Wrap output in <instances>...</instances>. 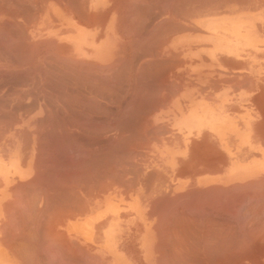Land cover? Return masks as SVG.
Wrapping results in <instances>:
<instances>
[{
  "label": "crops",
  "instance_id": "crops-1",
  "mask_svg": "<svg viewBox=\"0 0 264 264\" xmlns=\"http://www.w3.org/2000/svg\"><path fill=\"white\" fill-rule=\"evenodd\" d=\"M163 1L164 0H0V12H2L0 13V31L2 32H0V37L2 35L3 38H5L4 43L31 46L29 49H22L20 52H0V92L9 93L12 91H20V89L12 88L11 78H14V76L16 78H26L34 75L40 76L42 74L43 61L49 59V54L60 53L63 50H66L72 57V68L76 70L77 73L82 71L84 76L88 74V77L90 78L92 76L94 79L97 78L95 82L98 83L99 93L106 91V82L103 81L101 76L104 73L113 72L112 74L115 78L114 84L116 87L115 92L126 94L125 97L122 96L120 100L118 98L111 104H108L107 101L104 100L98 102L83 101L73 107L92 110L98 109L100 110V114L101 110L114 108L116 111L114 122L116 132L114 137L110 138H108L106 134L105 124H107V120L101 116L70 118V122H67V124L71 127H67L66 131L60 133L55 132V130L59 131L60 129L58 127L59 122L51 118H45L46 122L44 123L43 118L38 116V112L31 113L28 116H19L15 119L7 115L0 117V123L3 122L2 124L5 127L3 131H7L5 133L2 131L0 132V135L2 136L0 137V264H164L165 262H167V264H175V262L181 264V261H183V264H213V262L219 264L217 263L219 262L217 260L218 258H221L220 263L222 260L223 263L232 261V264H235L237 261L235 260L234 262L235 257L233 258L230 255L237 252L238 244L236 243V245L232 240L230 242L229 239L239 237L240 235L242 236L247 230V228H245L247 226L243 225L240 229L239 226L236 228L234 224L236 218L229 213H220L218 199L213 195L216 188L219 190V188L225 187L229 183H237L242 179H246L245 181L248 182L256 176V172H252V169L254 168L252 167L253 165L251 164L249 157L251 155L258 158L263 156L262 152L258 149V141L261 140V138L256 136L259 135L257 125L260 122L258 119H247L246 111L241 108V106H244L245 104L246 97L243 96L241 98L238 95V92L242 91L235 92L233 89L234 86L230 84L221 85L217 88L214 86L215 84L216 86L218 85L217 81H219L220 77L224 78L223 76L234 74V64L231 63L229 59H219L222 69L218 68L219 64H217V66L211 64L212 70L210 71H212V73L210 71H190L178 68V66H181L183 60L178 53H173L172 49L177 46V44L181 45L185 43V28L188 14V11L186 12L185 9H190V13L192 11L196 12L197 4L193 5L191 0H184V3L183 0H179L182 1L180 3L184 6L177 0ZM173 1L176 3L174 6L178 8L173 6V4H175ZM76 4L78 5L76 6ZM194 6H196V8ZM181 9H184L185 12L181 11ZM171 13H173V15ZM124 23L125 26L123 25ZM1 24L3 26H1ZM160 24H162V26ZM5 29H8L9 31ZM151 30L153 31L151 32ZM3 33L6 34L3 35ZM124 33L126 35H124ZM134 44L139 45L134 48ZM132 47L134 48V52ZM48 48H50L52 53L46 51ZM170 54L172 55L171 57ZM180 59L181 62H178ZM146 66L151 70H149V68L146 69ZM244 74L247 73L244 71ZM188 77L209 79L205 82L202 81L200 85L196 83L194 86L195 91H193L188 90ZM17 82L24 83L21 81ZM147 82L152 83V85ZM170 82L175 83L176 85L174 84V86ZM174 90L175 92H173ZM193 92L196 95L191 96L190 93ZM193 102L199 107L195 108V111L191 115H187V109ZM124 105L125 107L128 106V108H125ZM34 106V108L42 107L41 105L38 106L37 103H35ZM23 107L26 108L27 105L25 104ZM124 109L129 110L125 113V116H123ZM145 110H149L148 114L150 113V116L146 113V116L143 115V112H147ZM89 113L91 114L92 112ZM124 117L125 119H123ZM142 119H146V121H143ZM7 121L8 123H6ZM11 122L15 123L11 124ZM137 122L141 123L138 124ZM145 122L147 123L145 124ZM149 122L150 124H148ZM142 123L143 126H164L163 128H166L167 130V133L163 135L162 139L164 143H170L164 144L165 146L162 149V159L167 163V166L164 167V172L168 175V180L156 181L153 170H148L143 175H140L137 172H124L122 170L123 152L122 150H118V148L114 150V154L112 155L115 158V162L110 160L115 164L113 165L107 159L108 150L106 142L108 139L131 142H133L134 139L135 141L159 139V137L152 136L155 132H143ZM43 124H56V127L54 128L52 126L50 131L44 132ZM11 125H19V127L12 130L10 127ZM123 126L134 127L130 129L131 132L129 133L127 128L124 132ZM37 127L39 129H37ZM23 133L28 134L25 135ZM126 135L128 138H126ZM61 142L68 143L65 144ZM79 142L81 144H79ZM38 143L41 146L37 145ZM133 148L134 145L132 144L131 149ZM143 151L142 156L154 158L155 154L153 149L152 151ZM39 163L43 168L39 166ZM111 164L112 166H116L114 172H111L110 170L111 168H114H110ZM238 164L241 167H239ZM48 168H50V170H48ZM80 170H83L85 173ZM77 173H79V175ZM88 173H91V176H89ZM43 174L47 176L42 177L41 175ZM70 176L71 179L69 178ZM73 176L75 177L73 178ZM95 176H98L97 180ZM103 176L105 178H103ZM58 177L59 179L56 180ZM76 177H78V181L81 179L83 182V184H81L80 181L82 187L80 185L79 187L76 186L79 184ZM99 177L100 180H103L99 181ZM33 178L36 180H32ZM111 178L112 180L114 179L113 182ZM60 180L63 183L59 185V183H61ZM89 180H92V182L94 181V183ZM65 181L67 183H65ZM75 181L76 185L74 183ZM27 182H30L32 186L39 188L37 189L34 187L35 189L33 190L32 187L30 189L31 184L29 183V186ZM37 182L42 185V188H40L41 186ZM54 182L56 184H54ZM69 182L72 184L71 186H73H70V189L74 188V186L76 188L78 187L77 189H74V191L77 192L73 193L74 191L72 189H67L69 193L63 191L66 189L67 185H70ZM97 182L98 187H96ZM129 182H132L133 184H130ZM99 183L102 185L99 186ZM24 184H27L28 186H25L26 188H24ZM64 184L67 185L62 186ZM94 184L95 187L92 188ZM84 185L89 187L86 188ZM19 186L22 188L21 190L24 189V194L20 191ZM56 186L59 188H65L59 189ZM13 188L15 191L19 188L16 191L17 195L20 194H18V191L23 195H19V198L24 197L25 193L27 197L28 194V199L25 197L27 201L23 200L25 198H16L17 195L15 196L16 193H14ZM44 188L47 191L44 190ZM212 188H214L215 191L212 190L214 193L211 195L209 192L212 191L208 189ZM25 189H30V191H32L29 192L28 190V192H26ZM84 190H86V192L89 190L90 192L88 191L85 195L86 192ZM38 191H40V194ZM55 191L59 192L56 193ZM108 191L113 192L109 197L107 196ZM64 192H66L68 196L72 192L70 195L71 200L73 199L74 194L79 195V199H75L77 196H74L75 200L73 199L71 201ZM192 192L196 197H193L194 194ZM88 193L91 196H89ZM187 193H190V195H188L189 197L186 195ZM13 194L15 197H13ZM183 194H185V197ZM202 194H205L206 196ZM180 195H183V199L186 198V200L180 198ZM191 196L193 197L192 199L190 198ZM15 198L18 199V204L15 203L18 206H22L23 211L21 210L22 208L20 209V207L13 202L16 200ZM214 198H216V200ZM177 200L180 201L178 202ZM214 200L216 204L214 203ZM46 201H48V204ZM174 202L178 204L175 205ZM13 203L15 204L14 206L11 205ZM180 203L182 205H180ZM73 204L75 205L74 209L72 208ZM53 205L57 207H53ZM10 206H12L11 209ZM61 206L66 209H63ZM68 206L70 209H68ZM51 207H53V209ZM173 207L175 209H173ZM192 207L194 211L192 210ZM12 209H16V211L11 213L10 210ZM168 209L170 218L168 214H166L168 216L167 218L165 215ZM42 212L43 214H41ZM212 212L214 214L213 216L211 215ZM17 213L18 215L16 216ZM7 214H9V216ZM11 214L12 217H10ZM20 214L23 216L21 217ZM51 214L54 215L52 216ZM162 214H164V216H162ZM172 214L178 218L180 216V220H177V217L175 218ZM40 215L42 216V219ZM5 216L7 218L9 217L7 221ZM14 216H16L15 220ZM18 217H21L22 221L20 220L21 218L19 219ZM23 217L26 218L24 219ZM10 218L11 220L13 218L12 223ZM167 219L168 223L165 224ZM159 220L160 222H158ZM182 220L184 223H182ZM204 220L207 221L205 222ZM180 221L181 223L179 224L178 222ZM13 222L18 223L19 226L16 224L18 226V231L14 228L15 226H12ZM223 223L228 226L224 228L225 226ZM10 224L11 226H9ZM35 226L38 228H35ZM221 226L224 227L221 229ZM10 227H13L14 229L11 228L10 230ZM228 227H230V233L227 234ZM2 228L3 230H5L4 228H7L8 230L3 231ZM161 228H166V231ZM169 228H171L170 230L172 233L170 230L168 231ZM217 228L221 232H216L218 230ZM173 229L175 230L173 231ZM189 230L190 232L188 233ZM11 231H13V234L14 232H16V234H18L19 231L20 234L22 232L20 237L22 239L19 237L14 238L15 234L12 237L13 234ZM158 231L162 233L160 236L165 237H162L161 239ZM214 231L216 233H213ZM223 231L224 233L222 234ZM3 232L4 234H2ZM177 232H179V234ZM6 234L7 238H5ZM20 234H18V236H20ZM226 234L230 235V237L227 236L229 237L227 238L229 241H226V239H223L220 236L224 235L222 237L226 238ZM8 235H11L14 239L10 240L11 237ZM22 235L24 236L22 237ZM46 239H52L53 242L51 240L52 243L49 240L47 242ZM12 240H14V242ZM159 240L166 246L161 245ZM173 240L177 241V243L175 241L173 242ZM46 242L51 243V246L50 244L47 245ZM73 242L77 247L74 246ZM170 242L172 244L174 243V246L171 245ZM178 242L183 245H179ZM72 244L73 246H71ZM214 244H217V247L216 245L214 246ZM159 245L165 249L163 248V250ZM209 245L212 247L214 246V249H217L218 251L225 248L226 245L228 247L230 245V249L226 246L227 249L225 248L222 252L224 253L225 251L227 255L224 253L225 256L221 251L219 252L221 254L218 255V252L216 253L215 250H212L213 248H208ZM158 246L160 247L158 252L163 250V253L161 252L159 254L155 250L158 249L156 248ZM234 246L235 248L237 247L235 250ZM69 247L73 248L70 249ZM34 249L35 251H33ZM75 249H79V252L77 250L75 251ZM226 250H231L232 253H230L231 251L226 252ZM171 251L173 253L175 251L178 255L172 254ZM212 252L214 256L211 255ZM71 254L73 256H71ZM161 254H164V257L166 254H171V256H173L171 258L169 255H166V260ZM57 255H59V257ZM211 256H213L212 258L215 257L214 260ZM160 257L165 259V262ZM194 257L195 259H193ZM206 257L207 259H205ZM230 257L233 259L230 260ZM71 258L73 261H70L72 260ZM85 258L86 261H83ZM157 258H160L162 262L158 263L160 260L158 259L157 262ZM80 259H83L82 262ZM88 259L90 262H88Z\"/></svg>",
  "mask_w": 264,
  "mask_h": 264
},
{
  "label": "rangeland",
  "instance_id": "rangeland-1",
  "mask_svg": "<svg viewBox=\"0 0 264 264\" xmlns=\"http://www.w3.org/2000/svg\"><path fill=\"white\" fill-rule=\"evenodd\" d=\"M189 21L190 20H187L186 25L188 24ZM4 41H5V38L3 39V36L1 35V37H0V50H1L0 52L1 53H3V52H7V53H9V52H20V51H22V49H26V47L28 49L31 47V46H22L21 47V45H18V46L17 45H11V44L4 43ZM192 41H193V38H191V39L185 38L186 44H189ZM181 46H182V44L181 45L177 44V46H175L172 49L173 50L172 52H174V53H177L178 51H180V52H178V55L181 56L183 61H182L181 66H178L179 69H187L190 71H195V69H197L196 71L206 70V72L209 70H212L211 63L208 59L209 55L186 54V53H183V49L180 48ZM32 49H33V47H32ZM46 51L49 53H52L50 48H48V50H46ZM205 64H207V65L205 66ZM72 65H73L72 57L69 55L68 51L63 50L60 53L49 54V59L43 61L42 74L40 76L37 75V76H28L26 78L25 77L11 78L12 88L16 89L18 87L17 89H20V91H12L9 93L8 92H0V117L7 115V116H10L11 118L15 119L19 116H28L31 113L38 112L39 113L38 116L43 118L44 123L46 122L45 118H51V119H54L55 121L60 123V125H58V127L60 128L59 131L55 130V132H64V131H66L67 126L71 127L70 125L67 124V122H70V120H69L70 118H75V117L76 118H88L89 116H92V117L101 116L102 118H105L107 120V125H108V126L106 125L107 137L108 138L114 137V134L116 132L115 131V124H114L116 111L114 108H106L105 110H101V114H100V110H98V109L92 110V109H87V108L82 109V108H73V107H74V105L80 104L83 101L84 102H89V101L90 102H97L100 100H104V101H107L108 104H111V103H114V101L117 100L118 98L120 100L122 96L125 97L126 94L121 93V92H119V93L115 92L116 87L114 84L115 78L112 75L113 72H107L101 76L103 81L106 82V91L99 93L98 92V83L95 82V80H97V78L94 79L93 76L90 78V77H88V74L86 76H84L82 74V71H79V73H77L76 70H74L72 68ZM201 67H205V68H201ZM219 69H222V68H219ZM233 69H235L234 74H231L230 76H223L224 78L220 77L219 80L220 79L221 80L218 81V85L219 86L227 85V84L234 85L235 92H238V91L243 92V96H245L246 99H245L244 106H241V108H243L246 111L245 113H246L247 119H249V120L258 119L260 122L257 125V128L259 129V135H256V136L261 138V140L258 141V149L260 152H262L263 156H261V158L255 157L253 155H251L249 157L250 162L253 165L252 167L254 168V169H252V172H256L255 177H253L248 182L245 181L246 179H242V180L238 181L237 183H229L225 187L219 188V190H217L218 192L215 191V194L216 193L217 194L216 195L214 194V195L216 198L219 196L218 197V201H219L218 205H219V209H220L219 212L232 214V216H234L236 218V220L234 222L236 228H238L237 226L243 227V225L248 224L247 227H245V228H247V230L245 231L246 233L244 232L243 234H247V233L249 234L250 233L249 231H251L252 228L254 230L252 229L253 231L251 232V234H253V232L258 234V232L263 231V229H262V231H260V229L262 228L261 226L264 225V207H263L264 206V196H263L264 195V71L258 76V79H257L256 77H249V75L244 74V71H242L236 65L234 66ZM210 72L212 73V71H210ZM208 79L209 78L188 77L187 78L188 90L195 91L194 86L196 85V83L198 85H200L202 81L205 82ZM223 79H228V81L227 80L223 81ZM18 80L21 82L23 81L24 83H18L17 82ZM229 80H230V82H229ZM238 82H240L241 84ZM23 85H25V86H23ZM50 86H52V87H50ZM108 89H110V90H108ZM119 89H120V87H119ZM190 95L194 96L196 94H194V92H193V93H190ZM35 103H37L38 106L41 105L42 107L34 108ZM25 104L27 105L26 108L23 107ZM197 107H199V106L195 105V103L193 102L192 105L187 109V111H190V110L195 111V108H197ZM128 111L129 110L124 109L123 114L128 112ZM89 112H92V113L90 114ZM123 116H125V114ZM123 119H125V117ZM52 126L55 128L56 124H53V125L43 124L44 132L50 131V128H52ZM2 127H3V125H1V127H0L1 128L0 132L3 131ZM10 127L13 130L15 128H18L19 125H11ZM125 127L128 129V132H131L130 131L131 126H123L124 131L126 130ZM133 127L134 126H132V128ZM135 127H137V126H135ZM143 132H155L154 135H152V136L159 137V139L158 140H146V141H142L141 143H140V141H135L136 143L134 141L133 142H131V141H117V143H116L115 140L108 139L106 142V146H107V150H108L107 151L108 152V158H107L108 161H110V160L114 161L115 158L112 155L114 154V150L116 148H118V150L122 149V152L124 151L122 153L124 155L122 157V161H123L122 170L124 172H137L140 175H143L148 170H153L154 171V178L156 181L166 180V179L168 180V177H167L168 175L165 174L164 167L160 166L159 162L154 160V158L142 156V154L144 152L143 150L152 151V149H153V150H156L157 153L159 154V155H157V158L159 157V159H162V150L161 149H163V147L165 146L164 145L165 143H164L162 137L165 134V132L167 133L166 128H163L160 125H149L148 127L145 126L143 128ZM162 133H164V134H162ZM126 142H128V143H126ZM61 143H64V142H61ZM67 143L68 142H65V144H67ZM126 144H128V145L126 146ZM132 144L136 148L134 147L133 149H131ZM242 144H243V141H242ZM131 158H132V160H131ZM119 160H120V158H119ZM238 166H239V164H238ZM239 167H241V166H239ZM115 170L116 169L114 167L113 171H115ZM256 181L258 182L257 184L255 183ZM250 183L253 185L252 189H250L251 188ZM249 184H250V186L248 188L247 185H249ZM254 186H255V188H254ZM258 188H260V189H258ZM226 189H229L232 191H229ZM225 190H226V192H225ZM253 190H254V192H252ZM221 191H223L224 193L223 192L219 193ZM227 192H228V194H227ZM225 193H226V195H225ZM223 194H224V196H223ZM231 194H233V195L231 196ZM253 194H255V195L251 196ZM260 194L262 197L259 196ZM255 196H256V198H255ZM223 197H225V199ZM262 207H263V209H262ZM233 210H234V212H233ZM255 216H257V217H255ZM261 219H262V221H261ZM245 221H246V223H245ZM253 223H255V226L257 225V227H254ZM258 224H259L260 228H258ZM248 226H249V229H248ZM255 228H256V230L258 228V230L255 231ZM248 234L246 235L247 238H248ZM251 234H249V236ZM254 234H253V236H254ZM246 236L244 237V240H245ZM239 238L240 237H235V241L237 242V244L242 243L241 240L243 239V235H242V238H240L241 240H239ZM251 239H249V240H251ZM249 240L247 239L246 241L250 242ZM238 241H239V243H238ZM242 244H244V241Z\"/></svg>",
  "mask_w": 264,
  "mask_h": 264
},
{
  "label": "bare ground",
  "instance_id": "bare-ground-1",
  "mask_svg": "<svg viewBox=\"0 0 264 264\" xmlns=\"http://www.w3.org/2000/svg\"><path fill=\"white\" fill-rule=\"evenodd\" d=\"M165 1V0H164ZM163 1V2H164ZM179 3L180 2H182V1H179V0H177ZM188 1V0H187ZM192 1V4L193 5H195V4H197V8H196V6H194L195 8H196V12H194V11H192L191 13L189 12V10H187V8L185 9V11L187 12L188 11V14H187V20H190L189 22H188V24L186 25V28H185V37H186V39L188 38V39H191V38H193V41L192 42H190L189 44H186V42L184 43V44H182V46L180 47V48H182L183 49V53H186V54H197V55H209V61H210V63L211 64H215L216 66H217V64H219L218 65V68H222V66H221V62H220V60H221V58H224V59H229V61L231 62V63H233L234 64V66L236 65L237 67H239L242 71H245V73H247L248 75H249V77H256L257 79H258V76L264 71V0H191ZM159 2H161V1H159ZM167 2H169V1H167ZM174 2V1H173ZM175 3V2H174ZM183 3H184V0H183ZM190 3V2H189ZM8 4V3H7ZM172 4V3H171ZM180 4H182V3H180ZM2 5V4H1ZM78 4H76V6H77ZM174 5H176V3L175 4H173V6ZM183 5V4H182ZM186 5H190V4H186ZM6 6V5H5ZM158 6V5H157ZM168 6V5H167ZM184 6V5H183ZM10 7V6H9ZM175 7V6H174ZM180 7V6H179ZM182 7V6H181ZM13 8V7H12ZM160 8V7H159ZM164 8V7H163ZM175 8H178V7H175ZM161 9H162V7H161ZM168 9V8H167ZM194 9V8H193ZM2 10V9H1ZM4 10V9H3ZM119 10V9H118ZM157 10V9H156ZM171 10H173V9H171ZM4 11H6V10H4ZM8 11V10H7ZM15 11V10H14ZM36 11V10H35ZM170 11V10H169ZM181 11H184V9L182 10L181 9ZM184 11V12H185ZM18 12V11H17ZM161 12H162V10H161ZM173 12V11H172ZM178 12V11H177ZM0 13H2V12H0ZM179 13V12H178ZM19 14V13H18ZM168 14H170V13H168ZM172 15H173V13H171ZM180 14H182V13H180ZM20 15V14H19ZM18 15V16H19ZM126 15V14H125ZM183 15V14H182ZM17 16V15H16ZM179 16V15H178ZM157 18V17H156ZM34 19V18H33ZM36 19V18H35ZM183 19V18H182ZM181 19V20H182ZM11 20V19H10ZM141 20H142V18H141ZM153 20V19H152ZM156 20V19H155ZM162 20V19H161ZM4 21V20H3ZM2 21V22H3ZM166 21V20H165ZM170 21H174V20H170ZM125 22V21H124ZM176 22V21H175ZM5 23V22H4ZM7 23V22H6ZM26 24V23H25ZM163 24V23H162ZM162 24H160L161 26H162ZM180 24V23H179ZM6 25V24H5ZM11 25V24H10ZM17 25V24H16ZM19 25H21V24H19ZM28 25V24H27ZM124 26H125V23L123 24ZM174 25H175V23H174ZM1 26H3L2 24H1ZM11 26H13V25H11ZM123 26V27H124ZM157 26H159V25H157ZM180 26H182V25H180ZM5 27V26H4ZM122 27V28H123ZM151 27V26H150ZM176 27V26H175ZM184 27V26H183ZM17 28V27H16ZM23 28V27H22ZM125 28V27H124ZM130 28V27H129ZM157 28V27H156ZM166 28V27H165ZM168 28V27H167ZM120 29V28H119ZM162 29V28H161ZM5 30H8V29H5ZM13 30V29H12ZM25 30V29H24ZM23 30V31H24ZM126 30V29H125ZM9 31V30H8ZM22 31V30H21ZM122 31H123V29H122ZM140 31V30H139ZM145 31V30H144ZM153 30H151V32H152ZM170 31V30H169ZM173 31V30H172ZM1 32V31H0ZM143 32V31H142ZM157 32V31H156ZM164 32V31H163ZM171 32V31H170ZM2 33V32H1ZM141 33V32H140ZM178 33V32H177ZM4 34H6V33H3V35ZM13 34V33H12ZM131 34V33H130ZM124 35H126L125 33H124ZM127 35H128V32H127ZM9 36V35H8ZM20 36H21V34H20ZM157 37V36H156ZM155 37V38H156ZM23 38V37H22ZM168 38V37H167ZM4 39V38H3ZM15 39V38H14ZM26 39V38H25ZM143 39V38H142ZM156 39H158V38H156ZM166 39V38H165ZM153 40V39H152ZM13 41V40H12ZM139 41V40H138ZM151 41V40H150ZM3 42V41H2ZM23 42V41H22ZM21 42V43H22ZM136 42V41H135ZM134 42V43H135ZM133 43V42H132ZM137 43V42H136ZM141 43V42H140ZM139 43V44H140ZM164 43H167V42H164ZM8 44V43H7ZM18 44H20V43H18ZM139 44H137V45H139ZM147 44V43H146ZM17 45V44H16ZM137 45H135L134 44V48L137 46ZM142 45V44H141ZM140 45V46H141ZM152 45V44H151ZM163 45V44H162ZM18 46V45H17ZM25 46V45H24ZM22 47V46H21ZM133 48V47H132ZM134 48H133V52H134ZM26 49H27V47H26ZM149 49H150V47H149ZM153 49V48H152ZM151 49V50H152ZM4 50V49H3ZM25 50V49H24ZM155 50V49H154ZM1 51V50H0ZM173 51V50H172ZM24 52V51H23ZM169 52H171V51H169ZM178 52H180V51H178ZM177 52V53H178ZM150 53V52H149ZM152 53V52H151ZM154 53V52H153ZM156 53V52H155ZM172 53V52H171ZM174 53V52H173ZM140 54V53H139ZM16 55V54H15ZM24 56V55H23ZM172 55L170 54V57H171ZM152 57V56H151ZM150 57V58H151ZM154 57V56H153ZM170 57H169V59H170ZM176 57V56H175ZM202 57V56H201ZM138 58V57H137ZM165 59V58H164ZM220 59V60H219ZM163 60V59H162ZM152 62H153V60H152ZM151 62V63H152ZM158 62V61H157ZM174 62H176V61H174ZM178 62H181V59H180V61L178 60ZM197 62V61H196ZM201 62V61H200ZM154 63V62H153ZM160 63H161V61H160ZM172 63V62H171ZM199 63V62H198ZM21 64V63H20ZM62 64V63H61ZM116 64V63H115ZM177 64V63H176ZM179 64V63H178ZM203 64V63H202ZM154 65V64H153ZM162 65V64H161ZM166 65H167V63H166ZM201 65V64H200ZM207 64H205V66H206ZM209 65V64H208ZM112 66V65H111ZM148 66V65H147ZM146 66V69L147 68H149V67H147ZM149 66H151V65H149ZM159 66V65H158ZM169 66V65H168ZM171 66V65H170ZM204 66V65H203ZM212 66H214V65H212ZM130 67V66H129ZM145 67V66H144ZM143 67V68H144ZM167 67V66H166ZM172 67V66H171ZM115 68V67H114ZM133 68V67H132ZM151 68H153V67H151ZM174 68V67H173ZM201 68H205V67H201ZM113 69V68H112ZM140 69H141V67H140ZM153 69H155V68H153ZM149 70H151L150 68H149ZM197 69H195V71H196ZM213 70H215V69H213ZM23 71V70H22ZM21 71V72H22ZM24 71H26V70H24ZM108 71V70H107ZM106 71V72H107ZM132 71H133V69H132ZM144 71V70H143ZM142 71V72H143ZM154 71V70H153ZM166 71H168V70H166ZM205 72H206V70H204ZM210 71V70H209ZM30 72V71H29ZM139 72V71H138ZM141 72V71H140ZM150 72V71H149ZM208 72V71H207ZM158 73V72H157ZM164 73V72H163ZM13 74V73H12ZM18 74H20V73H18ZM32 74V73H31ZM109 74V73H108ZM156 74V73H155ZM113 75V74H112ZM139 75V74H138ZM170 75H172V74H170ZM14 76V75H13ZM35 76V75H34ZM137 76V75H136ZM143 76V75H142ZM151 76V75H150ZM15 77V76H14ZM16 78V77H15ZM136 78V77H135ZM162 79V78H161ZM148 80V79H147ZM150 80V79H149ZM221 80V79H220ZM219 80V81H220ZM224 80H227L228 81V79H223V81ZM19 81V80H18ZM139 81V80H138ZM166 81V80H165ZM216 81V80H215ZM23 82V81H22ZM144 82V81H143ZM142 82V83H143ZM163 82V81H162ZM212 82H213V80H212ZM218 82V81H217ZM229 82H230V80H229ZM15 83V82H14ZM141 83V82H140ZM147 83H149V82H147ZM154 83V82H153ZM170 83H172V82H170ZM224 83V82H223ZM227 83V82H226ZM238 83H240V82H238ZM244 83V82H243ZM17 84V83H16ZM149 84H151L152 85V83H149ZM157 84V83H156ZM165 84V83H164ZM175 83H172V85H174ZM214 84V83H213ZM237 84V83H236ZM241 84V83H240ZM239 84V85H240ZM48 85V84H47ZM52 85V84H51ZM146 85V84H145ZM161 85V84H160ZM176 85V84H175ZM174 85V86H175ZM179 85V84H178ZM19 86V85H18ZM23 86H25V85H23ZM141 86V85H140ZM216 88L217 87H219V85H217L216 86V84L214 85ZM232 86H234V85H232ZM50 87H52V86H50ZM146 87V86H145ZM173 87V86H172ZM178 87V86H177ZM176 87V88H177ZM18 88V87H17ZM16 88V89H17ZM136 88H137V86H136ZM156 88V87H155ZM161 88V87H160ZM39 89V88H38ZM148 89V88H147ZM234 89V88H233ZM34 90V89H33ZM32 90V91H33ZM42 90V89H41ZM49 90V89H48ZM108 90H110V89H108ZM133 90V89H132ZM132 90H130V91H132ZM144 90V89H143ZM154 90V89H153ZM177 90V89H176ZM180 90V89H179ZM169 91V90H168ZM234 91H235V89H234ZM140 92V91H139ZM166 92V91H165ZM172 92V91H171ZM173 92H175V90L173 91ZM53 93V92H52ZM155 93V92H154ZM147 94V93H146ZM15 95V94H14ZM137 95V94H136ZM167 95V94H166ZM165 95V96H166ZM238 95L242 98L243 97V93L242 92H238ZM143 96V95H142ZM130 97V96H129ZM158 97V96H157ZM131 98V97H130ZM137 98V97H136ZM150 98V97H149ZM165 98V97H164ZM167 98V97H166ZM205 98V97H204ZM5 99V98H4ZM94 99V98H93ZM154 99V98H153ZM131 100V99H130ZM162 100V99H161ZM94 101V100H93ZM129 101V100H128ZM98 102V101H97ZM139 102V101H138ZM163 102V101H162ZM125 103V102H124ZM128 103V102H127ZM143 104V103H142ZM161 104H164V103H161ZM166 104V103H165ZM130 105V104H129ZM134 105V104H133ZM102 106V105H101ZM100 106V107H101ZM144 106V105H143ZM165 106V105H164ZM124 107H125V105H124ZM133 107V106H132ZM163 107V106H162ZM125 108H128V106L127 107H125ZM139 108V107H138ZM142 108V107H141ZM147 108V107H146ZM160 108V107H159ZM123 109V108H122ZM137 109V108H136ZM149 109V108H148ZM157 109V108H156ZM134 111V110H133ZM145 111H147V110H145ZM149 111V110H148ZM148 111L147 112H143V115L144 116H146V114H148ZM17 112V111H16ZM153 112V111H152ZM188 113H187V115H191L193 112H194V110L193 111H187ZM14 113V112H13ZM146 113V114H145ZM125 114V113H124ZM137 114V113H136ZM150 114V113H149ZM148 114V116H150ZM120 116H121V114H120ZM116 117V116H115ZM140 117V116H139ZM138 117V118H139ZM143 117V116H142ZM141 117V118H142ZM8 119V118H7ZM3 120H4V118H3ZM143 120V119H142ZM11 121V120H10ZM98 121V120H97ZM120 121V120H119ZM137 121H139V120H137ZM143 121H146V119H144ZM142 121V122H143ZM5 122V121H4ZM16 122V121H15ZM14 122V123H15ZM19 122V121H18ZM100 122V121H99ZM3 123V122H2ZM2 123H0L1 125H3ZM6 123H8V121L6 122ZM14 123H12L11 122V124H14ZM125 123V122H124ZM131 123V122H130ZM133 123V122H132ZM138 124H140L141 122H137ZM144 123V122H143ZM143 123H142V126H143ZM147 122H145V124H146ZM58 124V123H57ZM148 124H150V122L148 123ZM1 125H0V127H1ZM59 125H60V123H59ZM105 125H107V124H105ZM130 125V124H129ZM6 126V125H5ZM65 126V125H64ZM98 126V125H97ZM108 126V125H107ZM113 126V125H112ZM118 126V125H117ZM139 126V125H138ZM141 126V127H142ZM62 127V126H61ZM68 127V126H67ZM88 127V126H87ZM144 127H145V125H144ZM144 127H142V131H143V128ZM148 127V126H147ZM164 127V126H163ZM5 127H4V125H3V127H2V130L4 129ZM42 128V127H41ZM84 128V127H83ZM96 128V127H95ZM126 128V127H125ZM155 128V127H154ZM153 128V129H154ZM1 129V128H0ZM37 129H39L38 127H37ZM36 129V130H37ZM43 129V128H42ZM85 129V128H84ZM98 129V128H97ZM132 129V128H131ZM152 129V128H151ZM157 129V128H156ZM6 130V129H5ZM15 131V130H14ZM86 131V130H85ZM92 131V130H91ZM99 131V130H98ZM97 131V132H98ZM103 131V130H102ZM112 131V130H111ZM121 131V130H120ZM131 131V130H130ZM155 131V130H154ZM2 132H4V131H2ZM5 132H7V131H5ZM4 132V133H5ZM32 132V131H31ZM37 132V131H36ZM36 132H33V133H36ZM40 132V131H39ZM39 132H38V134H39ZM125 132V131H124ZM133 132H135V131H133ZM156 132V131H155ZM60 133V132H59ZM127 133V132H126ZM130 133V132H129ZM160 133V132H159ZM166 133V132H165ZM6 134H8V133H6ZM23 134H25V133H23ZM26 134H28V133H26ZM25 134V135H26ZM50 134V133H49ZM52 134V133H51ZM95 134V133H94ZM121 134V133H120ZM119 134V135H120ZM137 134H138V131H137ZM162 134H164V133H162ZM40 135V134H39ZM64 135V134H63ZM118 135V134H117ZM145 135H147V134H145ZM157 135V134H156ZM127 136V135H126ZM130 136V135H129ZM133 136V135H132ZM135 136H136V134H135ZM134 136V137H135ZM148 136V135H147ZM0 137H2L1 135H0ZM37 137H38V135H37ZM119 137V136H118ZM117 137V138H118ZM140 138H142L141 136H139ZM173 137V136H172ZM70 138H72V137H70ZM121 138V137H120ZM124 138V137H123ZM126 138H128V136L126 137ZM138 138V137H137ZM145 138V137H144ZM152 138V137H151ZM150 138V139H151ZM38 139V138H37ZM116 139V138H115ZM133 139V138H132ZM131 139V140H132ZM127 140V139H126ZM142 140V139H141ZM40 141H41V138H40ZM134 142H135V139L133 140ZM146 141V140H145ZM142 141H140V143H141ZM65 143V142H64ZM116 143H117V141H116ZM115 143V144H116ZM122 143V142H121ZM126 143H128V142H126ZM136 143V142H135ZM166 144H169L170 142H165ZM79 144H81L80 142H79ZM144 144V143H143ZM37 145H40L39 143L37 144ZM51 145V144H50ZM117 145V144H116ZM128 144H126V146H127ZM163 145V144H162ZM41 146V145H40ZM123 146V145H122ZM137 146V145H136ZM161 146V145H160ZM49 147V146H48ZM53 147V146H52ZM135 147V146H134ZM123 148V147H122ZM136 148V147H135ZM159 148V147H158ZM48 149V148H47ZM61 149H62V147H61ZM147 149V148H146ZM37 150V149H36ZM43 150V149H42ZM122 150V149H121ZM162 150V149H161ZM126 151V150H125ZM62 152V151H61ZM89 152V151H88ZM124 152V151H123ZM133 152V151H132ZM161 152V151H160ZM39 153H40V151H39ZM47 154V153H46ZM125 154V153H124ZM141 154V153H140ZM154 154H155V156H154V160H156L157 162H159V165L160 166H163V167H166L167 166V163H165L164 161H163V159H159V157L157 158V155H159L158 153H157V151L156 150H154ZM47 155H49V154H47ZM46 155V156H47ZM124 156V155H123ZM132 156V155H131ZM55 158V157H54ZM88 158V157H87ZM134 158V157H133ZM35 159H36V155H35ZM56 159V158H55ZM129 159V158H128ZM39 160V159H38ZM44 160V159H43ZM68 160V159H67ZM71 160V159H70ZM117 160V159H116ZM131 160H132V158H131ZM130 160V161H131ZM45 161V160H44ZM81 161V160H80ZM129 161V162H130ZM141 161V160H140ZM35 162V161H34ZM37 162V161H36ZM111 162V161H110ZM112 162H113V160H112ZM111 162V163H112ZM114 162H115V159H114ZM120 162V161H119ZM139 162V161H138ZM167 162V161H166ZM41 163V162H40ZM40 163H39V166H41L40 165ZM78 163V162H77ZM116 163H117V161H116ZM121 163V162H120ZM46 164V163H45ZM48 164H49V162H48ZM53 164V163H52ZM68 164V163H67ZM108 164V163H107ZM110 164V163H109ZM113 165L115 164V163H112ZM112 164H111V166H110V168L111 167H116V166H112ZM119 164V163H118ZM136 164V163H135ZM51 165V164H50ZM62 165V164H61ZM38 166V165H37ZM45 166V165H44ZM79 166V165H78ZM84 166V165H83ZM106 166V165H105ZM136 166V165H135ZM42 167V166H41ZM67 167V166H66ZM43 168V167H42ZM119 168V167H118ZM117 168V169H118ZM37 169V168H36ZM53 169V168H52ZM108 169V168H107ZM113 168H111L110 170H111V172L113 171L112 170ZM45 170V169H44ZM43 170V171H44ZM48 170H50V168H48ZM63 170V169H62ZM65 170V169H64ZM84 170V169H83ZM83 170H80V171H82L83 172ZM100 170V169H99ZM98 170V171H99ZM106 170V169H105ZM140 170V169H139ZM52 171V170H51ZM103 171H104V169H103ZM79 172V171H78ZM108 172V171H107ZM114 172V171H113ZM39 173V172H38ZM42 173V172H41ZM52 173H54V172H52ZM58 173V172H57ZM60 173V172H59ZM83 173H85V172H83ZM87 173V172H86ZM78 175H79V173H77ZM82 174V173H81ZM91 174V173H90ZM89 173H88V175L89 176H91ZM104 174H105V172H104ZM108 174V173H107ZM113 174V173H112ZM111 174V175H112ZM51 175V174H50ZM54 175V174H53ZM64 175V174H63ZM62 175V176H63ZM72 175H75V174H72ZM38 176H40V175H38ZM42 177L43 176H47V175H41ZM60 176V175H59ZM85 176V175H84ZM84 176H82V177H84ZM88 176V177H89ZM93 176V175H92ZM105 176V175H104ZM103 176V178H105ZM61 177V176H60ZM67 177H68V175H67ZM75 176H73V178H74ZM81 177V178H82ZM96 177V180H97V177L98 176H95ZM100 177H101V174H100ZM100 177H99V181H101V180H103V179H101L100 180ZM106 177H107V175H106ZM149 177V176H148ZM40 178V177H39ZM38 178V179H39ZM47 178V177H46ZM63 178V177H62ZM70 179H71V176L69 177ZM72 178V179H73ZM77 178L78 177H76V180H77ZM80 178V177H79ZM35 178H33L32 180H34ZM53 179V178H52ZM59 179V177L56 179V180H58ZM88 179V178H87ZM92 179H95V178H92ZM36 180V179H35ZM40 180V179H39ZM55 180V179H54ZM65 180V179H64ZM74 180V179H73ZM73 180H72V182H73ZM83 180H84V178H83ZM110 180V179H109ZM111 180H112V178H111ZM114 180V179H113ZM113 180H112V182H113ZM130 180V179H129ZM45 181V180H44ZM61 181V180H60ZM59 181V182H60ZM69 181V180H68ZM80 181H81V179H80ZM80 181H78L77 180V182H79V184L78 185H76V181L74 182L75 183V185L76 186H78L79 187V185L81 186V184H83V182L81 181V184H80ZM88 181V180H87ZM86 181V182H87ZM90 181V180H89ZM122 181V180H121ZM128 181V180H127ZM149 181V180H148ZM31 182V181H30ZM29 182V183H30ZM39 182V181H38ZM37 182V183H38ZM46 182V181H45ZM50 182V181H49ZM90 182H92V180L90 181ZM102 182H104V181H102ZM102 182H100V183H102ZM116 182V181H115ZM28 183V182H27ZM28 183V185L30 186V184ZM42 183V182H41ZM51 183H52V180H51ZM63 182L61 181V183H59V185L60 184H62ZM65 183H67L66 181H65ZM70 183V182H69ZM85 183V182H84ZM92 183H94V181L92 182ZM99 183V186H101L102 184H100ZM130 183V182H129ZM132 183V182H131ZM130 183V184H131ZM256 184L258 183L257 181L255 182ZM261 183V182H260ZM39 184V183H38ZM43 184V183H42ZM49 184V183H48ZM54 184H56L55 182H54ZM86 184V183H85ZM91 184V183H90ZM96 184V183H95ZM95 184H94V186L92 187V188H94L95 187ZM115 184V183H114ZM117 184V183H116ZM120 184V183H119ZM122 184V183H121ZM133 184V183H132ZM251 184V183H250ZM250 184L249 185H247V187L249 188V186H250ZM255 184V185H256ZM27 184H24L23 186H24V188H26L25 186H28ZM34 185V184H33ZM40 185V184H39ZM67 184H64V185H62V186H66ZM72 184L70 183V185L67 187L66 186V189L65 190H63V191H67V189H70L69 187L71 186ZM74 185V184H73ZM87 185H88V183H87ZM87 185H84L86 188H88L87 187ZM149 185V184H148ZM21 186V185H20ZM20 186H19V188H20ZM41 187L40 188H42V185H40ZM45 186V185H44ZM52 186V185H51ZM119 186V185H118ZM130 186V185H129ZM246 186V185H245ZM261 186V185H260ZM22 187V186H21ZM33 187V190L35 189L34 187H36V186H32V184H31V187H30V189ZM47 187V186H46ZM56 187H58V186H56ZM71 187H73V186H71ZM77 187V188H78ZM82 187V186H81ZM91 187V186H90ZM96 187H98V182H97V184H96ZM131 187V186H130ZM237 187V186H236ZM239 187V186H238ZM252 187H253V185L251 184V188L250 189H252ZM258 187V186H257ZM18 188V189H19ZM37 188V187H36ZM39 188V187H38ZM37 188V189H38ZM59 188V187H58ZM65 188V187H64ZM64 188H59V189H64ZM75 186H74V188H71L73 191H74V189H77ZM85 188V189H86ZM233 188V187H232ZM235 188V187H234ZM241 188V187H240ZM254 188H255V186H254ZM14 189V188H13ZM17 189V190H18ZM22 188H20V191L21 192H23L24 191V189L23 190H21ZM30 189H25L26 190V192H28V190H29V192H31L30 191ZM49 189V188H48ZM55 189V188H54ZM70 189V190H71ZM97 189V188H96ZM95 189V190H96ZM126 189V188H125ZM217 189L218 188H216V192H218L217 191ZM245 189V188H244ZM258 189H260V188H258ZM16 190V191H17ZM44 190H46L45 188H44ZM43 190V191H44ZM52 190V189H51ZM82 190H83V188H82ZM81 190V191H82ZM208 190H213V191H215V189L214 188H212V189H208ZM207 190V191H208ZM221 190V189H220ZM223 190V189H222ZM226 190H229V189H226ZM226 190H225V192H226ZM234 190V189H233ZM237 190V189H236ZM257 190V189H256ZM15 191V189H14V193H16L15 194V196L17 195V192ZM20 191H18V194L19 195H22V194H24V192L21 194V192ZM36 191V190H35ZM43 191H41V192H43ZM47 191V190H46ZM49 191V190H48ZM54 191V190H53ZM62 191V190H61ZM62 191V192H63ZM79 191H80V188H79ZM85 192H86V190H84ZM89 190H87V192H88ZM200 191H203V190H200ZM209 192V193H211V195H212V193H214V192ZM229 191H232V190H229ZM262 191V190H261ZM34 192V191H33ZM39 192V194H40V191H38ZM56 193L57 192H59V191H55ZM75 192H77V191H74L73 193H75ZM87 192L85 193V195L87 194ZM90 192V191H89ZM194 192V191H193ZM192 192V193H193ZM198 192V191H197ZM223 191H221V192H219V193H222ZM252 192H254V190L252 191ZM54 193V192H53ZM52 193V194H53ZM65 193V195L66 196H68V194H66V192H64ZM67 193H69L68 191H67ZM113 192H111V191H108V194H107V196L109 197V196H111V194H112ZM191 193V192H190ZM190 193L188 194H186L187 196L188 195H190ZM195 193V192H194ZM193 193V194H194ZM203 193H205V192H203ZM224 193V192H223ZM231 193V192H230ZM72 194V192L70 193V195ZM91 194V193H90ZM193 194H192V196H193ZM196 194V193H195ZM194 194V196L193 197H196V195ZM206 194V193H205ZM205 194H202V195H205ZM208 194V193H207ZM215 194V193H214ZM217 194V193H216ZM215 194V195H216ZM227 194H228V192H227ZM19 195H17V197L16 198H19ZM44 195V194H43ZM46 195V194H45ZM51 195V194H50ZM62 195V194H61ZM70 195L68 196L69 198H70ZM88 195H89V193H88ZM184 195V197H185V194H183ZM183 195H180L179 197L180 198H182L183 199ZM197 195H198V193H197ZM215 195H213V196H215ZM220 195V194H219ZM225 195H226V193H225ZM233 194H231V196H232ZM255 194H253V195H251V196H254ZM14 196V194H13V197H15ZM23 196V195H22ZM47 196V195H46ZM55 196V195H54ZM74 196H77L76 198L74 197ZM74 196H73V199L75 198V199H79L78 198V196L79 195H76V194H74ZM89 196H91V195H89ZM182 196V197H181ZM190 197L191 199L193 198V197ZM206 196V195H205ZM208 196V195H207ZM218 196V195H217ZM223 196H224V194H223ZM260 197H262L261 196V194L259 195ZM264 196V195H263ZM26 197V193H25V196L24 197H20L21 199L22 198H25ZM27 197H28V194H27ZM26 197V198H27ZM67 197V198H68ZM72 197V196H71ZM189 197V196H188ZM201 197V196H200ZM203 197V196H202ZM219 197V196H218ZM218 197H217V199H218ZM15 198V199H16ZM19 198V199H20ZM23 199V200H26L27 201V199ZM30 198V197H29ZM46 198V197H45ZM49 198H51V197H49ZM52 198H53V196H52ZM209 198V197H208ZM224 199H225V197H223ZM255 198H256V196H255ZM48 199V198H47ZM72 199V200H73ZM74 199V200H75ZM187 199H189V198H187ZM190 199V200H191ZM207 199V198H206ZM215 200H216V198H214ZM252 199V198H251ZM17 200L18 199H16L15 201H13L14 203L16 202L17 203ZM23 200H22V203H23ZM70 200H71V198H70ZM71 200V201H72ZM181 200V199H180ZM179 200V201H180ZM183 200H186V198H184ZM182 200V201H183ZM189 200V201H190ZM196 200H197V198H196ZM204 200H205V198H204ZM209 200V199H208ZM215 200H214V203H215ZM250 200V199H249ZM29 201H30V199H29ZM53 201V200H52ZM61 201V200H60ZM178 201V200H177ZM178 201V202H179ZM181 201V202H182ZM251 201V200H250ZM254 201V200H253ZM259 201V200H258ZM19 202H20V200H19ZM47 202V204H48V201H46ZM176 202V201H175ZM174 202V203H175ZM186 202V201H185ZM199 202V201H198ZM205 202V201H204ZM219 202V201H218ZM228 202V201H227ZM11 204V205H15V204ZM28 203V202H27ZM49 203H51V202H49ZM56 203V202H55ZM54 203V204H55ZM71 203V202H70ZM69 203V204H70ZM174 203H172V204H174ZM190 203V202H189ZM213 203V204H214ZM223 203V202H222ZM248 203V202H247ZM18 204V203H17ZM16 204V205H17ZM46 204V205H47ZM65 204H66V202H65ZM75 204H77V203H75ZM171 204V205H172ZM176 204H178V203H175V205ZM199 204V203H198ZM201 204V203H200ZM216 204V203H215ZM224 204V203H223ZM44 205V204H43ZM55 205H57V204H55ZM55 205H53V207L55 206ZM63 205V204H62ZM74 205V204H73ZM72 205V208L74 209L75 208V205L73 206ZM79 205V204H78ZM180 205H182L181 203H180ZM179 205V206H180ZM185 205V204H184ZM18 206V205H17ZM51 206H52V204H51ZM77 206V205H76ZM11 207L12 206H10V209H11ZM18 207H20V209L22 208V206H18ZM25 207V206H24ZM31 207V206H30ZM44 207V206H43ZM49 207V206H48ZM47 207V208H48ZM53 207H51L52 209H53ZM55 207H57V206H55ZM62 208H63V206H61ZM64 207H65V205H64ZM69 207V206H68ZM168 207V206H167ZM174 207H178V206H174ZM173 207V209H175ZM196 207V206H195ZM200 207V206H199ZM208 207V206H207ZM211 207V206H210ZM257 207V206H256ZM264 207V206H263ZM263 207H262V209H263ZM14 208V207H13ZM60 208V207H59ZM181 208H182V206H181ZM224 208V207H223ZM233 208V207H232ZM251 208V207H250ZM43 209V208H42ZM41 209V210H42ZM50 209V208H49ZM51 209V210H52ZM55 209H57V208H55ZM63 209H66V208H63ZM68 209H70V207L68 208ZM171 209V208H170ZM177 209V208H176ZM189 209V208H188ZM191 209V208H190ZM197 209V208H196ZM210 209V208H209ZM217 209V208H216ZM9 210V209H8ZM22 211H23V208L21 209ZM26 210V209H25ZM35 210V209H34ZM50 210V211H51ZM62 210V209H61ZM192 210H193V207H192ZM211 210V209H210ZM209 210V211H210ZM220 210V209H219ZM222 210V209H221ZM255 210V209H254ZM259 210V209H258ZM11 211V213H13V211H16V209L14 210V209H12V210H10ZM45 211V210H44ZM48 211V210H47ZM46 211V212H47ZM56 211V210H55ZM69 211V210H68ZM166 211V210H165ZM194 211V210H193ZM202 211V210H201ZM216 211V210H215ZM256 211V210H255ZM254 211V212H255ZM260 211V210H259ZM8 212V211H7ZM17 212H18V210H17ZM109 212V211H108ZM162 212V211H161ZM168 212H169V209H168V211H167V213H165V215L166 214H168ZM176 212V211H175ZM175 212H173V213H175ZM208 212V211H207ZM214 212V211H213ZM213 212H212V216L214 215L213 214ZM231 212V211H230ZM233 212H234V210H233ZM20 213V212H19ZM25 213V212H24ZM28 213V212H27ZM30 213H32V212H30ZM49 213V212H48ZM52 213V212H51ZM53 213H54V211H53ZM198 213V212H197ZM215 213V212H214ZM224 213V212H223ZM257 213V212H256ZM10 214V213H9ZM9 214H7L8 216H9ZM15 214V213H14ZM23 214V213H22ZM41 214H43V212L41 213ZM45 214V213H44ZM191 214V213H190ZM190 214H188V215H190ZM216 214V213H215ZM249 214V213H248ZM258 214V213H257ZM263 214V213H262ZM18 215V213L16 214V216ZM29 215V214H28ZM48 215V214H47ZM52 215V214H51ZM50 215V216H51ZM54 215V214H53ZM52 215V216H53ZM170 215V213L168 214V216ZM173 216H175L174 214H172ZM171 215V216H172ZM181 215H184V214H181ZM195 215V214H194ZM198 215V214H197ZM200 215V214H199ZM210 215V216H211ZM261 215V214H260ZM16 216H14V220H15V217ZM20 216H21V214H20ZM23 216V215H22ZM21 216V217H22ZM25 216V215H24ZM26 216H27V214H26ZM41 216V215H40ZM51 216V217H52ZM57 216V215H56ZM162 216H164V214H162ZM167 215H166V218L168 217ZM179 216V215H178ZM192 216V215H191ZM211 216V217H212ZM259 216V215H258ZM10 217H12V214H11V216ZM20 217V218H21ZM39 217V216H38ZM37 217V218H38ZM50 217V218H51ZM177 216H175V218H176ZM186 217V216H185ZM217 217V216H216ZM215 217V218H216ZM230 217V216H229ZM255 217H257V216H255ZM5 218H7L6 216H5ZM9 218V217H8ZM8 218L6 219V221L8 220ZM19 218V217H18ZM17 218V219H18ZM19 218V219H20ZM24 218V217H23ZM26 218V217H25ZM24 218V219H25ZM49 218V217H48ZM47 218V219H48ZM163 218V217H162ZM165 218V219H166ZM169 218H170V216H169ZM172 218V217H171ZM179 218H180V216H179ZM178 217H177V220H180ZM204 218V217H203ZM262 218V217H261ZM23 219V220H24ZM30 219V218H29ZM41 219H42V216H41ZM46 219V218H45ZM52 219H53V217H52ZM55 219V218H54ZM164 219V220H165ZM182 219V218H181ZM205 219V218H204ZM212 220H214L213 218H211ZM219 219V218H218ZM251 219V218H250ZM249 219V220H250ZM10 220H11V218H10ZM12 220H13V218H12ZM12 220H11V223H12ZM21 221H22V218L20 219ZM19 220V221H20ZM27 220V219H26ZM31 220V219H30ZM163 220V219H162ZM161 220V221H162ZM175 220V219H174ZM243 220V219H242ZM253 220V219H252ZM256 220V219H255ZM254 220V221H255ZM260 220V219H259ZM25 221V220H24ZM39 221V220H38ZM43 221V220H42ZM44 221H46V220H44ZM50 221V220H49ZM205 222L207 221V220H204ZM220 221H221V219H220ZM251 221V220H250ZM253 221V222H254ZM261 221H262V219H261ZM15 222V221H14ZM13 222V225L12 226H15L14 228L17 230V227L19 226L18 225V223H14ZM41 222V221H40ZM158 222H160V220L158 221ZM175 222H176V220H175ZM200 222V221H199ZM204 222V223H205ZM211 222V221H210ZM214 222V221H213ZM212 222V223H213ZM258 222V221H257ZM7 223V222H6ZM8 223H10V222H8ZM23 223V222H22ZM30 223V222H29ZM49 223V222H48ZM162 223H163V221H162ZM168 223V219H167V221H166V223L165 224H167ZM179 224L181 223V221L180 222H178ZM182 223H184L183 222V220H182ZM214 223H216V222H214ZM226 223V222H225ZM245 223H246V221H245ZM250 223V222H249ZM260 223V222H259ZM263 223V222H262ZM18 226H17V225ZM45 224V223H44ZM160 224V223H159ZM170 224V223H169ZM175 224V223H174ZM187 224V223H186ZM191 224V223H190ZM220 224V223H219ZM254 224V227H257V225L255 226V223H253ZM4 225V224H3ZM6 225V224H5ZM23 225V224H22ZM24 225H25V222H24ZM27 225V224H26ZM37 225V224H36ZM184 225V224H183ZM199 225V224H198ZM204 225V224H203ZM216 225V224H215ZM215 225H213V226H215ZM223 225L225 226H221V229L224 227V228H226L227 226H226V224H224L223 223ZM248 225V224H247ZM246 225V226H247ZM250 225V224H249ZM262 225V224H261ZM9 226H11V224L9 225ZM28 226H29V224H28ZM31 226V225H30ZM44 226H46V225H44ZM159 226V225H158ZM161 226H163V225H161ZM181 226V225H180ZM187 226V225H186ZM189 226V225H188ZM3 227V226H2ZM5 227V226H4ZM20 227H21V225H20ZM20 227H19V229H20ZM37 226H35V228H36ZM41 227V226H40ZM160 227V226H159ZM158 227V228H159ZM164 227H166V226H164ZM171 227V226H170ZM191 227V226H190ZM205 227H206V225H205ZM217 227V226H216ZM238 227V226H237ZM241 227V226H240ZM240 227H239V229H240ZM252 227V226H251ZM250 227V228H251ZM262 228L260 229V231H262V229H263V231L262 232H258V234L257 233H255V232H253V234H254V236H253V234H251V232L254 230L253 228V230L251 229V231H249L250 233L249 234H251L250 236H249V234H248V238H247V234H243V239L241 240L240 238H242V236L239 238V240H241L242 241V243H243V241H244V244H242V243H240V244H238L239 246H238V249H237V252H234V254L232 253V248H231V250H226V252H230V253H232V255H230L231 257H235V259H234V262H235V260H237L236 262H235V264H264V225H262L261 226ZM1 228V227H0ZM11 228H13V227H10L9 229L11 230ZM13 228V229H14ZM28 228V227H27ZM27 228H26V230H27ZM31 228V227H30ZM33 228V227H32ZM38 228V227H37ZM173 228H174V225H173ZM176 228V227H175ZM178 228V227H177ZM180 228V227H179ZM186 228V227H185ZM198 228V227H197ZM210 228H211V226H210ZM209 228V229H210ZM218 228L220 229V227L218 226ZM217 228V229H218ZM230 227H228V232H227V234L228 233H230V229H229ZM258 228H260V226H259V224H258ZM258 228H257V230H258ZM6 231L8 230L7 228H4ZM162 230H165V229H163V228H161ZM161 229H160V231H161ZM171 228H169L168 229V231L170 230ZM190 229V228H189ZM207 229H208V227H207ZM215 229V228H214ZM213 229V230H214ZM219 229L216 231V232H218L219 231ZM248 229H249V226H248ZM2 230H3V228H2ZM5 230H3V231H5ZM25 230V229H24ZM36 230V229H35ZM175 229H173V231H174ZM180 230V229H179ZM188 230V229H187ZM227 230V229H226ZM226 230H225V232H226ZM243 230V229H242ZM256 230V228H255V231H257ZM18 231V230H17ZM41 231V230H40ZM44 231H45V229H44ZM166 231V230H165ZM207 231V230H206ZM237 231V230H236ZM240 231V230H239ZM12 232V234H13V231H11ZM20 232V231H19ZM18 232V234H20ZM159 232V231H158ZM164 232V231H163ZM170 232H171V230H170ZM169 232V233H170ZM180 232V231H179ZM179 232H177L178 234H179ZM190 232V230L188 231V233ZM210 232V231H209ZM215 231L213 232V233H216ZM219 232H221V231H219ZM218 232V233H219ZM6 233V232H5ZM8 233H10V232H8ZM51 233V232H50ZM160 233V232H159ZM172 233V232H171ZM176 233V234H177ZM181 233V232H180ZM187 233V234H188ZM208 233V232H207ZM217 233V234H218ZM224 233V231L222 232V234ZM246 233V232H245ZM2 234H4V232L2 233ZM11 234V233H10ZM11 234V235H12ZM14 234H15V237L14 238H16V237H21V234H22V232H21V234H20V236H18V234H16V232H14ZM14 234L12 235V237L14 236ZM24 234V233H23ZM38 234V233H37ZM157 234V233H156ZM162 233H160L159 234V236L161 235ZM185 234H186V232H185ZM206 234V233H205ZM226 234V238H224V237H222V236H224V235H220L221 236V238H223V239H226V241H229L230 240V242H231V240L232 241H234V243L236 244L237 242L235 241V237H233V238H230L229 240H227V238H229L230 237V235H227ZM231 234H232V232H231ZM257 234V235H256ZM11 235L9 236V237H11ZM172 235V234H171ZM174 235V234H173ZM199 235V234H198ZM209 235V234H208ZM233 235V234H232ZM3 236H5V235H3ZM24 235H22V237H23ZM49 236V235H48ZM159 236H157V237H159ZM203 236V235H202ZM206 236V235H205ZM215 236H217V235H215ZM218 236H219V234H218ZM227 236H229V237H227ZM236 236V235H235ZM246 236V238H245V240H244V237ZM10 238V240L11 239H14V238ZM43 237V236H42ZM41 237V238H42ZM161 237V239H162V237L163 236H160ZM165 237V236H164ZM163 237V238H164ZM182 237V236H181ZM204 237V236H203ZM202 237V238H203ZM213 237V236H212ZM4 238V237H3ZM5 238H7V234H6V237ZM18 238V239H19ZM25 238V237H24ZM27 238V237H26ZM38 238V237H37ZM170 238H172V237H170ZM192 238V237H191ZM201 238V239H202ZM214 238V237H213ZM252 238V239H251ZM9 239V238H8ZM20 239H22V238H20ZM19 239V240H20ZM55 239V238H54ZM160 239V240H161ZM169 239V238H168ZM167 239V240H168ZM174 239V238H173ZM177 239H179L178 237H177ZM193 239V238H192ZM200 239V240H201ZM215 239H217V238H215ZM249 240V239H251V240H249L250 242H248V241H246V240ZM43 240V239H42ZM49 241L51 240L52 241V239H48ZM48 240L46 239V241L48 242ZM159 240V241H160ZM164 240V239H163ZM175 240H176V238H175ZM175 240H173V242L175 241ZM13 242H14V240H12ZM26 241V240H25ZM34 241V240H33ZM50 241V242H51ZM162 241V240H161ZM161 241H160V243H161ZM166 241V240H165ZM165 241H163V242H165ZM169 241V240H168ZM179 241H180V239H179ZM184 241H186V240H184ZM216 241H218V240H216ZM240 241V242H241ZM246 241V242H245ZM11 242V241H10ZM28 242V241H27ZM46 242V243H47ZM53 242V241H52ZM51 242V243H52ZM167 242V241H166ZM176 243H177V241H175ZM182 242V241H181ZM218 242H220V241H218ZM12 243V242H11ZM40 243H42V242H40ZM40 243H39V245H40ZM51 243H47V245L48 244H50V246H51ZM56 243V242H55ZM74 243V242H73ZM168 243V242H167ZM201 243H203V242H201ZM223 243V242H222ZM238 243H239V241H238ZM33 244V243H32ZM45 244V243H44ZM170 244L171 245H173L171 242H170ZM178 244L179 245H183V244H180L179 242H178ZM220 244V243H219ZM234 244V245H235ZM9 245V244H8ZM7 245V246H8ZM12 245V244H11ZM65 245V244H64ZM70 245V244H69ZM161 245H163V243H161ZM161 245H159V246H161ZM177 245V244H176ZM175 245V246H176ZM216 245V247H217V244H214V246ZM237 245V244H236ZM235 245V246H236ZM60 246V245H59ZM71 246H73V244L71 245ZM74 246H76V244L74 243ZM156 247V248H158V249H155L157 252L159 251V249H160V247ZM163 246H166V245H163ZM174 246V245H173ZM191 246V245H190ZM206 246V245H205ZM204 246V247H205ZM212 247L211 245H209V249H211V248H213L212 250H215L214 248L215 247ZM227 246V245H226ZM226 246H225V248H226ZM233 246V245H232ZM231 246V247H232ZM235 246H234V250L237 248H235ZM44 247V246H43ZM49 247V246H48ZM77 247V246H76ZM75 247V248H76ZM178 247V246H177ZM181 247H183V246H181ZM180 247V248H181ZM186 247V246H185ZM211 247V248H210ZM229 247H230V245H229ZM228 246H227V248L228 249H230ZM37 248H39V247H37ZM42 248V247H41ZM45 248V247H44ZM55 248H57V247H55ZM60 248V247H59ZM62 248V247H61ZM70 248V247H69ZM71 248H73V247H71ZM70 248V249H71ZM161 248L163 249L164 247H162L161 246ZM172 248V247H171ZM174 248V247H173ZM187 248V247H186ZM225 248H223L222 250H224ZM226 248V249H227ZM43 249V248H42ZM51 249V248H50ZM165 249V248H164ZM163 249V250H164ZM176 249V248H175ZM182 249V248H181ZM184 249V248H183ZM66 250V249H65ZM77 249H75V251H76ZM79 250V249H78ZM77 250V251H78ZM83 250V249H82ZM82 250H80V251H82ZM163 250H160V252H158L159 254L162 252L163 253ZM173 250V249H172ZM177 250H178V248H177ZM185 250V249H184ZM211 250V251H212ZM217 250V249H216ZM215 250V252L219 255V254H221V253H219L220 251L222 252V250H220V251H216ZM33 251H35V249L33 250ZM41 251V250H40ZM51 251H54V250H51ZM51 251H49V252H51ZM56 251V250H55ZM61 251V250H60ZM168 251V250H167ZM167 251H165V252H167ZM179 251V250H178ZM211 251H209V252H211ZM37 252V251H36ZM79 252V251H78ZM83 252V251H82ZM164 252V253H165ZM168 252H170V251H168ZM214 252V251H213ZM213 252L211 253V255H213L214 256V254H213ZM214 252V253H215ZM38 253V252H37ZM171 253L172 254H176V252L174 251V253L171 251ZM223 253V252H222ZM224 253H225V251H224ZM223 253V254H224ZM58 254H60V253H58ZM78 254V253H77ZM76 254V255H77ZM181 254V253H180ZM191 254V253H190ZM208 254V253H207ZM226 254V253H225ZM224 254V255H225ZM229 254V253H228ZM38 255H39V253H38ZM55 255V254H54ZM75 255V254H74ZM81 255H83V254H81ZM161 255H163V258H165L166 257V255H169V254H166L165 255V257H164V254H161ZM161 255H159V256H161ZM176 255H178V254H176ZM205 255V254H204ZM227 255V254H226ZM225 255V256H226ZM52 256V255H51ZM58 257H59V255H57ZM61 256V255H60ZM65 256V255H64ZM71 256H73L72 254H71ZM173 256V255H172ZM172 256H171V254L169 255V257H171L172 258ZM197 256V255H196ZM209 256V255H208ZM213 256H211V258L213 257ZM217 256V255H216ZM229 256V255H228ZM50 257V256H49ZM68 257V256H67ZM84 257V256H83ZM220 257V256H219ZM221 257H224V256H221ZM230 257V260H232L233 258H231ZM33 258V257H32ZM39 258V257H38ZM66 258V257H65ZM78 258H80V257H78ZM87 258V257H86ZM86 258L83 260V261H86ZM89 258V257H88ZM93 258V257H92ZM161 258V257H160ZM157 258V262H158V259L160 260L158 263H160V262H162L161 261V259H163V258ZM186 258V257H185ZM190 258H192V257H190ZM189 258V260L191 261V259ZM210 258V259H211ZM215 258V257H214ZM214 258H212L213 260H214ZM226 258V257H225ZM34 259V258H33ZM36 259V258H35ZM41 259V258H40ZM72 259V258H71ZM166 260H167V258H165ZM165 259H163V261L165 260ZM170 259V258H169ZM168 259V260H169ZM193 259H195V257L193 258ZM205 259H207V257L205 258ZM221 259V258H220ZM220 259L218 258L217 260L219 261V262H217V263H219V264H232V261H229L228 259V261L229 262H226V263H223V260H222V262L220 263ZM222 259H224V258H222ZM50 260V259H49ZM55 260H56V258H55ZM58 260H59V258H58ZM63 260H66V259H63ZM75 260V259H74ZM78 260V259H77ZM76 260V261H77ZM81 260V259H80ZM82 260H81V262H82ZM92 260V259H91ZM178 260H180V259H178ZM184 260V259H183ZM188 260V261H189ZM200 260H202V259H200ZM225 260V259H224ZM48 261V260H47ZM53 261V260H52ZM51 261V262H52ZM70 261H73V259L72 260H70ZM97 261V260H96ZM207 261V260H206ZM31 262V261H30ZM63 262V261H62ZM66 262V261H65ZM88 262H90L89 261V259H88ZM165 262V261H164ZM183 261H181V264H183L182 263ZM187 262V261H186ZM192 262V261H191ZM213 262V261H212ZM28 263V262H27ZM55 263H56V261H55ZM79 263V262H78ZM93 263H94V260H93ZM166 264H167V262H165ZM164 263V264H165ZM178 263V262H177ZM176 262H175V264H177ZM184 263H185V261H184ZM189 263V262H188ZM201 263V262H200ZM49 264H51V263H49ZM53 264V263H52ZM76 264V263H75ZM161 264H163V263H161ZM174 264V263H173ZM179 264V263H178ZM187 264V263H186ZM212 264V263H211ZM213 264H215V262H213Z\"/></svg>",
  "mask_w": 264,
  "mask_h": 264
}]
</instances>
